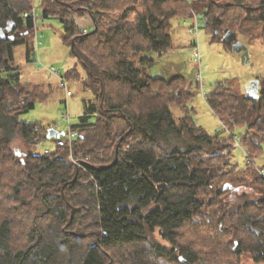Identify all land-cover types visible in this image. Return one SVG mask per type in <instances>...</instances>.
Instances as JSON below:
<instances>
[{"label":"trees","instance_id":"obj_1","mask_svg":"<svg viewBox=\"0 0 264 264\" xmlns=\"http://www.w3.org/2000/svg\"><path fill=\"white\" fill-rule=\"evenodd\" d=\"M33 2L0 0V264L264 262V75L256 98L229 79L211 85L204 99L220 127L210 133L193 118L184 73L148 72L152 54L173 48L177 16L199 15L217 39L233 30L264 44V0H39L92 93L75 136L41 151L47 128L19 119L35 102L13 63V45L34 32Z\"/></svg>","mask_w":264,"mask_h":264},{"label":"rangeland","instance_id":"obj_2","mask_svg":"<svg viewBox=\"0 0 264 264\" xmlns=\"http://www.w3.org/2000/svg\"><path fill=\"white\" fill-rule=\"evenodd\" d=\"M38 4L39 0H34V15L37 17L34 32L30 31L24 42L13 45V63L18 66L22 81L27 82L33 91L35 102L34 108L20 114L19 119L39 121L47 129L53 127L67 135L70 125L79 123L85 110V102L92 99V93L83 88L86 71L64 41L62 23L56 17L42 18L37 9ZM196 17L197 30L191 27L194 17L177 16L172 20L170 34L173 48L159 56L152 54L156 63L148 72L152 76H168L177 68L184 73L194 92L188 102L194 109L193 118L199 126L214 133L220 127V122L205 102L204 95L215 81L224 79H229L238 92L245 93V87L251 79H260L264 75V44L261 41L248 43L246 37L240 34L238 37L248 47L250 54V63L243 64L236 53L223 46L221 39L213 37L203 28L200 16ZM76 22L79 25L82 23L81 20ZM35 37L40 41L37 45ZM195 42L198 43L196 46L199 45L200 55L194 54ZM29 46L33 48L31 54L36 60L45 66L59 69L67 87L62 85L60 76L50 73L45 66L38 68L37 63L32 61V56L28 59ZM67 88L71 95H66ZM171 109L175 117L181 115L178 107L172 106ZM238 133L235 132L237 138L233 158L243 164L244 154L248 152L242 146ZM54 142V139H45L37 145L36 151L52 148ZM12 145L18 151L25 150L19 138ZM256 164L260 165V162L257 161ZM241 263L264 264L253 262L248 255H242Z\"/></svg>","mask_w":264,"mask_h":264},{"label":"water","instance_id":"obj_3","mask_svg":"<svg viewBox=\"0 0 264 264\" xmlns=\"http://www.w3.org/2000/svg\"><path fill=\"white\" fill-rule=\"evenodd\" d=\"M221 40L223 43V46L232 51L233 53H236L239 55L240 62L245 64L250 63V54L248 47L243 43L240 38L238 37V34L236 31L233 30H225L224 33L221 36ZM258 79L254 78L249 81V83L246 85L245 90L247 92V96L250 97H258ZM63 132L58 131L57 129L50 127L47 129V138H53V137H59Z\"/></svg>","mask_w":264,"mask_h":264},{"label":"built area","instance_id":"obj_4","mask_svg":"<svg viewBox=\"0 0 264 264\" xmlns=\"http://www.w3.org/2000/svg\"><path fill=\"white\" fill-rule=\"evenodd\" d=\"M195 24H194V29H196L197 30V28H198V22H197V19H195ZM204 22H205V19L203 20V18H202V24H204ZM40 43V41H39V39H38V37H35V44L37 45V44H39ZM194 54H199L198 53V46H195L194 47ZM32 61H35L36 63H37V67L38 68H41V67H43V66H45L44 64H42L39 60H36L35 59V57L33 56L32 57ZM46 68H47V70L50 72V73H53V74H55L56 76H60V78L62 77V75L60 74V71H59V69L58 68H55L54 66H45ZM61 80H62V85L64 86V87H67V84H66V81L64 80V79H62L61 78ZM70 93H71V91L70 90H68V88L66 89V95H70ZM75 132H70L69 133V137L70 138H72V137H74L75 136ZM235 139L237 138V137H234ZM47 151V150H46ZM244 154V153H243ZM245 155V157L247 158L246 159V161H249V159H248V154L247 153H245L244 154ZM75 164L77 163V164H79V162L76 160V158H74V157H72L71 156V158H70ZM257 169V171H258V173L259 174H262V175H264V168L263 167H261V168H256Z\"/></svg>","mask_w":264,"mask_h":264},{"label":"crops","instance_id":"obj_5","mask_svg":"<svg viewBox=\"0 0 264 264\" xmlns=\"http://www.w3.org/2000/svg\"><path fill=\"white\" fill-rule=\"evenodd\" d=\"M245 64H247V63H245Z\"/></svg>","mask_w":264,"mask_h":264}]
</instances>
